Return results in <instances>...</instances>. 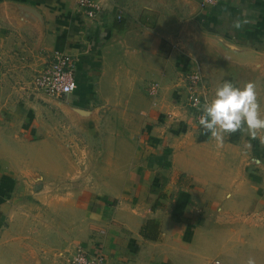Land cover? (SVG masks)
Segmentation results:
<instances>
[{
  "label": "crops",
  "instance_id": "1",
  "mask_svg": "<svg viewBox=\"0 0 264 264\" xmlns=\"http://www.w3.org/2000/svg\"><path fill=\"white\" fill-rule=\"evenodd\" d=\"M96 1L92 19L76 0H0V212L38 169L54 179L73 174L53 144L40 146L57 98L32 83L64 51L76 58L77 89L57 100L113 109L98 114L102 158L86 196V229L66 212L74 228L57 235L71 242L70 256L81 244L107 264H246L249 256L264 264V144L242 131L237 142L225 134L218 148L178 100L195 56L180 29L195 23L215 71L211 98L225 81L253 82L264 118V0ZM149 220L158 226L145 237Z\"/></svg>",
  "mask_w": 264,
  "mask_h": 264
},
{
  "label": "rangeland",
  "instance_id": "2",
  "mask_svg": "<svg viewBox=\"0 0 264 264\" xmlns=\"http://www.w3.org/2000/svg\"><path fill=\"white\" fill-rule=\"evenodd\" d=\"M180 30L181 35H184L182 40H187L186 46L188 44L195 52V56L189 57L188 61L200 71L204 83L210 89L212 73L215 71L211 67L210 52L202 54L199 51V29L194 23ZM221 71L223 69L220 68ZM56 101L53 114L46 118L50 136L42 138L40 146H48L45 141L53 144L61 152V159L67 158L73 174L54 179L38 169L29 184L22 181L21 187L16 191L11 190L10 195L4 197V211L0 212V239L5 240L2 234L7 235L5 245L9 246L10 252H6V264H69L72 244L61 243L60 236H57L62 229L74 228L65 222L66 212L76 213V220L81 225L79 229H86V196L89 185L95 181L97 164L102 158L97 136L103 122L99 120L98 114L103 118V115H111L113 109L103 106L100 109L81 110L66 102ZM19 236H26L27 239L18 244L16 238ZM33 239L39 241V245L34 244ZM15 247L24 254L18 261L11 254ZM0 264H5V260L0 259Z\"/></svg>",
  "mask_w": 264,
  "mask_h": 264
},
{
  "label": "built area",
  "instance_id": "3",
  "mask_svg": "<svg viewBox=\"0 0 264 264\" xmlns=\"http://www.w3.org/2000/svg\"><path fill=\"white\" fill-rule=\"evenodd\" d=\"M221 0H201L202 6L214 5ZM81 12L94 18L100 10V4L96 0H76ZM121 19V12L116 15ZM76 58L68 52L56 51L51 61L39 71L33 78V86L40 92L57 99H63L74 93L77 89V82L74 76ZM148 92L152 96L157 95V84L151 83ZM178 100L187 108L196 125H199V117L205 101H210L209 88L204 83L203 76L194 66L188 68L185 84L178 92ZM69 264H107L101 254L88 252L81 244L75 246L69 258ZM210 264H219L214 261Z\"/></svg>",
  "mask_w": 264,
  "mask_h": 264
},
{
  "label": "clouds",
  "instance_id": "4",
  "mask_svg": "<svg viewBox=\"0 0 264 264\" xmlns=\"http://www.w3.org/2000/svg\"><path fill=\"white\" fill-rule=\"evenodd\" d=\"M199 124L218 148L222 147L225 134L242 131L264 144V118L260 115L255 84L247 82L237 87L225 81L217 87L214 97L205 101ZM246 264H256L255 258L249 256Z\"/></svg>",
  "mask_w": 264,
  "mask_h": 264
},
{
  "label": "trees",
  "instance_id": "5",
  "mask_svg": "<svg viewBox=\"0 0 264 264\" xmlns=\"http://www.w3.org/2000/svg\"><path fill=\"white\" fill-rule=\"evenodd\" d=\"M239 135H240V132H236V133H233V134H229V141L230 142H237L238 139H239ZM159 202H156L155 204H158ZM154 227H157L158 226V222L155 221V220H149L143 227H142V235L147 237L148 234L145 232V229L148 228L149 226H153Z\"/></svg>",
  "mask_w": 264,
  "mask_h": 264
}]
</instances>
